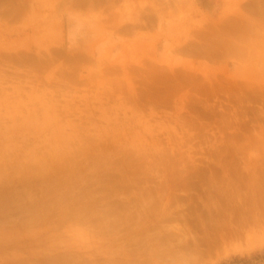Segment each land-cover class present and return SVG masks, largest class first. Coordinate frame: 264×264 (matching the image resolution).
Here are the masks:
<instances>
[{
  "label": "rangeland",
  "instance_id": "rangeland-1",
  "mask_svg": "<svg viewBox=\"0 0 264 264\" xmlns=\"http://www.w3.org/2000/svg\"><path fill=\"white\" fill-rule=\"evenodd\" d=\"M255 254L264 0H0V264Z\"/></svg>",
  "mask_w": 264,
  "mask_h": 264
},
{
  "label": "trees",
  "instance_id": "trees-1",
  "mask_svg": "<svg viewBox=\"0 0 264 264\" xmlns=\"http://www.w3.org/2000/svg\"><path fill=\"white\" fill-rule=\"evenodd\" d=\"M227 264H264V254H255L250 257H244V258H237L234 257L231 259L230 262H226ZM225 264V263H221Z\"/></svg>",
  "mask_w": 264,
  "mask_h": 264
},
{
  "label": "bare ground",
  "instance_id": "bare-ground-1",
  "mask_svg": "<svg viewBox=\"0 0 264 264\" xmlns=\"http://www.w3.org/2000/svg\"><path fill=\"white\" fill-rule=\"evenodd\" d=\"M225 48H226V47H225ZM226 53H227V52H226ZM226 53H225V54H226ZM250 63H251V62H250ZM206 108H207V107H206ZM232 121H235V119H233ZM232 121H231V122H232ZM228 123H229V122H228ZM235 123H236V122H235ZM225 124H226V123H225ZM231 124H232V123H231ZM231 124H230V125H231ZM230 125H228V126H230ZM226 126H227V124H226ZM226 126H225V127H226ZM222 127H223V126H222ZM223 129H224V128H223ZM171 130H174V129L171 128ZM168 132H170V129L168 130ZM172 132H174V131H172ZM175 133H176V132H175ZM175 133H174V134H175ZM169 134H170V133H169ZM171 134H172V133H171ZM174 134H173V136H174ZM188 134H189V133H188ZM188 134H187V135H188ZM176 135H177V134H176ZM190 135H191V134H190ZM190 135H189V136H190ZM171 137H172V136H171Z\"/></svg>",
  "mask_w": 264,
  "mask_h": 264
}]
</instances>
